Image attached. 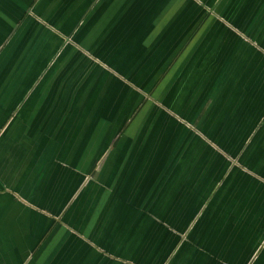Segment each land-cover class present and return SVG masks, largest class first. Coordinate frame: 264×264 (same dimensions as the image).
I'll return each instance as SVG.
<instances>
[{"label":"crops","instance_id":"crops-1","mask_svg":"<svg viewBox=\"0 0 264 264\" xmlns=\"http://www.w3.org/2000/svg\"><path fill=\"white\" fill-rule=\"evenodd\" d=\"M0 264H264V0H0Z\"/></svg>","mask_w":264,"mask_h":264}]
</instances>
